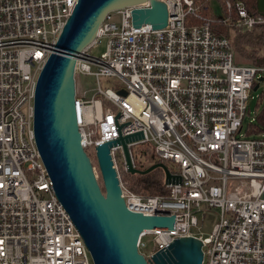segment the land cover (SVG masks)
I'll return each mask as SVG.
<instances>
[{
    "label": "built area",
    "instance_id": "obj_1",
    "mask_svg": "<svg viewBox=\"0 0 264 264\" xmlns=\"http://www.w3.org/2000/svg\"><path fill=\"white\" fill-rule=\"evenodd\" d=\"M162 1L169 13L165 27L134 25L133 10L149 8L148 0L115 10L77 56L80 143L93 170L96 147L122 138L133 168L144 167L132 151L140 146L178 178L164 183V194L134 193L121 181L128 172L122 144L110 148L127 208L174 216L171 230L141 233L138 252L144 240L152 244L149 254L141 253L146 260L176 238L193 236L202 242V264H264V137L248 134L257 130L252 124L243 131L264 67L236 62L229 38L212 31L196 0ZM218 1L222 23L240 31L264 25V15L243 0ZM76 3L0 0V264H94L55 195L33 128L38 75ZM102 38L107 49L93 56ZM80 75L97 81L90 98L78 90ZM100 77L116 78L115 88L102 89ZM212 209L218 217L205 235L198 214Z\"/></svg>",
    "mask_w": 264,
    "mask_h": 264
},
{
    "label": "water",
    "instance_id": "obj_2",
    "mask_svg": "<svg viewBox=\"0 0 264 264\" xmlns=\"http://www.w3.org/2000/svg\"><path fill=\"white\" fill-rule=\"evenodd\" d=\"M147 0H77L58 37L54 51L40 71L34 95L33 128L36 145L53 184L55 195L70 216L89 250L94 264H202L200 239L176 238L167 249L148 261L138 252V239L144 230H171L174 216L144 215L127 208L121 197L110 148L121 143L128 172L146 174L161 168L166 184L176 183L166 165L156 162L146 169L133 168L124 139L96 147V164L104 193L93 165L80 143L75 110V62L91 44L112 11L132 7ZM149 8H135L134 25L166 26L168 10L162 0H148ZM264 15V0H256ZM264 77L258 78L263 81ZM258 84L254 87V90ZM120 94L126 95L124 90Z\"/></svg>",
    "mask_w": 264,
    "mask_h": 264
},
{
    "label": "trees",
    "instance_id": "obj_3",
    "mask_svg": "<svg viewBox=\"0 0 264 264\" xmlns=\"http://www.w3.org/2000/svg\"><path fill=\"white\" fill-rule=\"evenodd\" d=\"M198 4H201L203 9L201 11V17L211 19V29L216 34H220L229 38V28L234 31L235 35L230 40L232 49L235 54V61L242 64L253 65L257 67H264V54L260 55V50L264 46V25L256 26L251 31H240L232 28L226 23H222L220 18H216L212 14V9L208 0H196ZM248 10L256 13V0H243ZM193 22L199 23L200 20L196 19ZM256 83H254V86ZM259 121L262 124L261 128H258L255 132L259 134L264 131V115L259 117ZM248 132L249 135L254 134ZM156 163L155 159L151 157L149 164L144 165L142 169H146L152 164ZM121 180L128 185V189L134 193L141 195H155L165 193L164 172L161 168L154 169L146 174L123 172Z\"/></svg>",
    "mask_w": 264,
    "mask_h": 264
},
{
    "label": "rangeland",
    "instance_id": "obj_4",
    "mask_svg": "<svg viewBox=\"0 0 264 264\" xmlns=\"http://www.w3.org/2000/svg\"><path fill=\"white\" fill-rule=\"evenodd\" d=\"M210 7L212 9V14L216 18L221 19L222 17H224V11H223V9L220 5V2L218 0H212L210 2ZM113 21H115L117 24H119L120 19L118 16H115V18H113ZM232 30H231V28H229L230 40L235 35L234 31H232ZM106 49H107V38H102L100 41V44L91 50V54L93 56L98 57L102 53H104L106 51ZM259 54L260 55L264 54V46L261 48ZM262 76L264 77V73L262 74ZM117 81L118 80L114 77H111L108 79L105 77H100L99 78V82H100L99 85L102 89H107V88L114 89L115 83ZM78 82H79V87H78L79 92H81V93L85 92V95L87 98L92 97L95 94V92L97 91L98 84H97L95 77H93V76L80 75V76H78ZM256 84H257V82H256ZM250 96L251 97L248 101L247 112H246L244 119H243V129H244L243 131L246 130V127L249 124H252V128L254 127L256 129L262 127V124L259 121V117L264 115V80L258 82V87L255 90L254 89L251 90ZM253 133L254 134H251L250 136H263L264 137V131L260 132L259 134H256V132H253ZM132 151H133V156H134L135 161L141 162L144 165L149 164V162L151 161V157H153L152 152L147 148H142V147L138 146V147H134L132 149ZM94 172H95V177L98 181V184H99L102 192L104 193V186H103L102 178H101L99 169L97 167V164H95ZM121 177H122V175H121ZM122 183L126 184L124 181H122ZM126 186H128V185H126ZM155 195H158V193H156ZM217 217H218L217 211L214 209L206 210L204 215L199 213L198 214V225L200 227L199 231H201L205 235L209 234V232L211 231V227L213 226ZM143 243H144V247L139 248V251L142 254L147 255L151 251L152 244L150 241H147V240H144Z\"/></svg>",
    "mask_w": 264,
    "mask_h": 264
}]
</instances>
